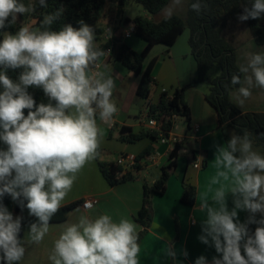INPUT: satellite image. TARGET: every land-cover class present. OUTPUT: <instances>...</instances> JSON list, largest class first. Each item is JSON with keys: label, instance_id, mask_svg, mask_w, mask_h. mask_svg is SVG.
Returning <instances> with one entry per match:
<instances>
[{"label": "clouds", "instance_id": "obj_1", "mask_svg": "<svg viewBox=\"0 0 264 264\" xmlns=\"http://www.w3.org/2000/svg\"><path fill=\"white\" fill-rule=\"evenodd\" d=\"M38 3L47 7L46 0ZM182 3L171 0L163 10L165 19H171ZM35 8L31 2L0 0V29L14 25L17 14L33 13ZM206 8L205 0L191 4L198 14ZM63 11L61 7L44 14L38 27L23 24L15 34L4 32L0 40V141L7 145L0 150V198L9 195L37 218L28 233V241L36 244L49 233V222L77 174L99 155L103 131L97 117L108 123L118 111L112 99L115 81L99 70L100 58L110 55V50L96 46L94 29L82 20L78 29L67 24L59 31L51 30ZM262 15L264 0H254L238 19ZM9 69H22L17 81L7 75ZM239 72L247 85L237 90L236 100L243 105L253 86L264 89V54H252ZM231 83L240 85V75H232ZM32 86L42 88L49 103L36 105L27 91ZM214 166L217 172L211 184L220 186L211 202L206 193L200 197L199 208L206 212V219L198 239L222 254L214 256L212 264H264V155L253 149L247 132L232 134L226 144L216 146ZM228 194L233 197L231 210L226 206ZM237 210L249 213L246 222L239 221ZM21 220L0 203V261L4 264H18L24 258L25 247L18 238ZM249 224L258 225L253 234ZM138 241L137 225L129 219L117 222L108 214L82 215L78 222L63 227L48 258L51 264H140ZM164 251L175 260L172 248ZM195 264L208 262L201 255Z\"/></svg>", "mask_w": 264, "mask_h": 264}, {"label": "crops", "instance_id": "obj_2", "mask_svg": "<svg viewBox=\"0 0 264 264\" xmlns=\"http://www.w3.org/2000/svg\"><path fill=\"white\" fill-rule=\"evenodd\" d=\"M34 24L35 21L28 25L33 26ZM0 35L3 37V34ZM132 36L130 38H124L123 36L120 40L136 52H143L146 48V42L140 38L133 40ZM98 44L99 42L96 43V46H99ZM172 59L171 57L169 59L163 57L156 60L153 69L155 82L152 88L159 94L169 91V86L174 88V91L186 86L178 83L175 69L172 70L171 67L173 65ZM100 64L101 69L105 65H112L113 73L111 75L115 78L120 89L117 92V97L122 106L123 104L126 106L129 95L134 92L135 101L141 104L148 114L147 100L137 95L139 78L122 63L114 62L111 59V53L101 57ZM174 65L175 68L176 65ZM126 80L129 81V86L126 85ZM187 101L192 115L191 129H188L184 119L181 118L176 121L177 129L175 133L183 138L185 137L181 143L184 153L178 159V167L168 182L166 194L156 196L153 199V223L147 234L139 242L141 246L140 264H195V260L201 255L206 257L208 264H212L214 256L217 258L222 256V254L215 251L214 246L204 244L198 239L202 234L203 221L206 219V212L201 211L199 208V200L206 193L211 202V196L214 194L215 189L220 186L219 184H211V180L217 172L214 166L216 146L224 145L226 141L223 133L218 128L217 113L207 101L206 94L191 91L187 93ZM232 102L239 105L234 100ZM116 106L119 110V105ZM97 123L103 131V138L98 150L99 155L88 162L77 174V178L61 207L77 201L83 203L91 199L97 200L98 203L91 210L84 209L81 203L69 213L65 222L50 224L49 233L39 244L28 241L30 225L21 226L18 238L24 244L25 255L19 261V264H51L48 257L53 248L54 240L58 238L66 224L78 222L82 215L96 218L101 214H108L117 222L121 218H126L137 225L138 234L144 230L136 221V216L143 206L144 185L145 183L152 185L156 182L160 170L169 164L173 147L162 144L159 140L154 141L151 138H145L135 144L121 141L120 129L123 126L132 128L135 134L149 131L145 117L140 119L139 122L128 123L126 120L121 119L119 112H117L108 123L101 122L98 117ZM194 128H197V131H190ZM6 148L7 145L0 141V150H6ZM149 148L151 149L150 154L140 160V170L129 172L133 174L135 180L115 187L108 184L100 171L99 162L116 164L121 155L138 157ZM151 156L154 158L153 161L149 160ZM195 163L201 164L203 167L195 168ZM155 169L159 170V175L149 181L147 176H150L151 171ZM184 183L197 189L194 205H186L181 201ZM15 203L16 201L11 198L9 205L6 207L12 213L13 218L17 216L21 218L34 217L29 215L28 209L21 214H17ZM226 206L229 210L234 207L231 194L226 197ZM237 212L239 221L241 223L246 222L247 211L237 210ZM167 248H172L175 251V260L166 254L164 250ZM184 252H187L186 256ZM241 253L244 254L243 248H241Z\"/></svg>", "mask_w": 264, "mask_h": 264}, {"label": "trees", "instance_id": "obj_3", "mask_svg": "<svg viewBox=\"0 0 264 264\" xmlns=\"http://www.w3.org/2000/svg\"><path fill=\"white\" fill-rule=\"evenodd\" d=\"M26 5L36 4L33 13L17 14V21L14 25L0 29V34L9 32L15 34L23 24H30L35 21L33 27H38L44 14L55 12L63 7L64 11L61 17L51 25V30L59 31L63 26L71 24L74 28H79V21H84L87 25L93 27L98 25L104 17L105 8L109 3L116 2L118 13L121 16L124 9L130 2L142 5L146 11L152 15L162 12L170 3V0H46L47 7H41L38 0H22ZM195 0H192L194 3ZM206 10L199 14L191 9L188 21L185 22L180 17L172 16L171 19H163L160 22H154L149 19L138 17L134 20L124 19V24L134 29V35L146 42V48L138 53L130 46L120 40V38H111L105 44L97 46L104 51H111V59L114 62L122 63L127 69L133 72L138 78L137 95L147 100L148 118L157 120L165 133L168 135L174 130L176 125L175 117L185 120L188 129H191V109L187 101V93L195 87V84L205 81L209 72L218 64L221 67V74L213 81L210 93L206 95L209 104L215 109L218 119V128L224 135L227 142L232 134H249L253 146L262 150L264 155V113H246L240 110L231 99L233 91L242 86L243 75L239 72V63L237 51L234 46L221 34V27H224L228 20L233 19L245 7H251L254 0H205ZM191 3V4H192ZM11 18L9 17V20ZM252 38L259 46H264V15L258 19H248ZM186 26L191 30V47L198 67V79L189 85L175 90L174 92L164 91L160 94L158 102H150L152 85L155 82L153 78V69L156 59L146 64L151 51L157 45L173 47L179 37L184 33ZM100 33H103L100 30ZM0 35V40H2ZM99 32L95 43H98ZM22 69H9L7 75L14 81L18 80ZM232 75H240L241 84L233 85L231 83ZM0 91H3L0 87ZM29 94L33 96L36 105L40 103H49V98L44 94L42 88L29 87ZM54 103V102H53ZM24 115L27 116L28 110L24 109ZM121 141L129 144H135L151 138L154 141L159 140V134L151 131H145L135 134L132 128L123 126L120 129ZM182 145H176L171 152L169 164L160 170V175L152 185H144V201L141 210L136 216V221L143 227L139 233V241L144 238L153 223V199L156 196H163L167 192V185L178 167V159L184 153ZM151 149H147L137 157L136 170H140V160L150 154ZM99 168L111 187L135 180L132 173L124 174L123 168L115 163L99 162ZM14 175V174H13ZM184 192L181 198L182 203L194 205L197 197L196 187L184 183ZM11 197L7 194L0 198V203L7 207ZM27 201H24L26 205ZM82 201H77L67 206H63L51 218L50 224L65 222L69 213L81 205ZM27 208L21 207L19 202L15 203L17 214L23 213ZM249 213L247 212V218ZM256 219H261V214H256ZM37 222L36 217L22 218L21 226H28ZM257 224H249V233L253 234ZM4 264V262H0ZM19 264V262H18Z\"/></svg>", "mask_w": 264, "mask_h": 264}, {"label": "rangeland", "instance_id": "obj_4", "mask_svg": "<svg viewBox=\"0 0 264 264\" xmlns=\"http://www.w3.org/2000/svg\"><path fill=\"white\" fill-rule=\"evenodd\" d=\"M191 3L192 0H183L182 6L175 10L173 16L180 17L185 22H187ZM242 10L243 11H241V13L239 12L235 18L228 20L227 24L224 27H221L220 30L222 36L227 39L236 49L239 66H246L252 54H264V46H259L252 38L248 20L240 21L238 19V17L244 13V8H242ZM138 17H143L154 22H160L165 19L163 11L157 15H152L146 11L142 5L135 2H130L124 9V13L120 16L118 13L117 3H109L105 8L104 17L101 22L98 25L92 27L96 36L99 32L100 41L98 45H102L107 42L106 36H112V38H123L125 31L130 29L124 24V19L129 18L130 20H134ZM100 30H102L103 33H100ZM132 37L133 40L138 39V37L135 35ZM191 37V30L188 26H186L184 33L179 37L178 41L173 47L169 48L162 44L155 46L146 59V64H149L154 59H162L163 57L169 59V57H171L173 58L171 60L172 64L174 65L175 62L176 65L175 68L173 65L171 67L172 70L175 69V76L178 80V83L183 85L194 83L198 79V67L195 57L192 53ZM100 70L109 74L113 73L112 65H105ZM221 72V67L217 64L209 72L205 81L195 84V87L188 93L191 91H196L208 95L210 93L213 81L221 74ZM113 79L115 81L114 77ZM126 82V85L129 86V81L126 80ZM242 86L247 85L242 82ZM168 89L170 92H174V88H171V86H169ZM237 90L238 89L232 93V100H234L235 103H238L236 100ZM250 90L252 93L251 96L245 99L243 105L238 103L239 105L236 106L242 111H248L246 113H264V89L253 86ZM118 91H120V89L117 85V82L115 81L112 99L116 105H119L118 107H120L117 112H119L121 119L126 120L128 123H135L139 122L140 119L145 117L148 122V114L146 113L145 109H143L141 104L135 101V93L132 92L127 99L125 104L126 106H124V104L122 106V104L118 101ZM151 95L152 98L150 99V102L152 101V104H156L160 94L157 93L154 88H152ZM253 149L262 154L261 149L255 146H253ZM157 175H159V170L155 169L151 171L150 176H146L148 180L151 181Z\"/></svg>", "mask_w": 264, "mask_h": 264}, {"label": "built area", "instance_id": "obj_5", "mask_svg": "<svg viewBox=\"0 0 264 264\" xmlns=\"http://www.w3.org/2000/svg\"><path fill=\"white\" fill-rule=\"evenodd\" d=\"M133 34H134V29L130 28V29L125 31L124 38H130ZM111 38H112V36H106L107 42ZM107 51H109V50H107ZM110 53H111V51H110ZM100 69H101V67H100ZM178 119H181V118L175 117L176 121ZM147 127H148L149 131H151L153 133H158L159 134V141L162 144L172 146L173 150L175 149L176 145L181 144L182 141L185 139V137L183 138V137H181L175 133V130L177 129L176 125H175L174 130L171 131L168 135H165L161 124L155 119H148ZM190 131H197V128H194L193 130H190ZM149 160L153 161L154 160L153 156H151L149 158ZM137 164H138L137 157H133L131 155H121L116 162V165L122 167L123 171L126 173H129L131 171H135ZM194 167L195 168H201V167H203V165L195 163ZM97 203H98V201L95 199L86 200L82 203V207L86 210H91L96 206ZM85 204H89V205H91V207L85 208L84 207ZM0 262H3V261H0Z\"/></svg>", "mask_w": 264, "mask_h": 264}]
</instances>
